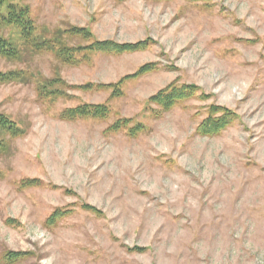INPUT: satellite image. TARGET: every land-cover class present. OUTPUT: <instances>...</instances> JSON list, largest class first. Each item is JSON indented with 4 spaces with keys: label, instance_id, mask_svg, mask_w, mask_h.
I'll return each instance as SVG.
<instances>
[{
    "label": "rangeland",
    "instance_id": "rangeland-1",
    "mask_svg": "<svg viewBox=\"0 0 264 264\" xmlns=\"http://www.w3.org/2000/svg\"><path fill=\"white\" fill-rule=\"evenodd\" d=\"M14 1L54 43L0 19V264H264V0ZM96 41L149 45L60 56ZM171 85L197 90L163 111ZM214 107L235 120L199 135Z\"/></svg>",
    "mask_w": 264,
    "mask_h": 264
},
{
    "label": "trees",
    "instance_id": "trees-1",
    "mask_svg": "<svg viewBox=\"0 0 264 264\" xmlns=\"http://www.w3.org/2000/svg\"><path fill=\"white\" fill-rule=\"evenodd\" d=\"M5 8L7 9V12L4 13ZM0 19L3 24L18 28L24 39L33 44L31 48L36 50L35 53H40L44 50L47 52L53 51L50 47L52 44L49 45V43H54L52 40L46 39L45 43L36 42L37 37H34L33 35V32L36 30L30 17V10L27 6L19 5V3H15L14 0H0ZM74 32H77L76 34L78 35H83L82 37L88 35L91 36V33L86 29L74 30ZM47 41H49V43ZM148 45L149 41H142L136 44H117L112 41H96L84 48H61L59 49V52L65 63L78 65L80 60L76 58V54L84 50L109 54H123L145 51ZM0 55H2V57L11 58L13 56H18L19 53L16 46L10 40L0 37ZM153 68L154 64H147L143 66L139 72L132 75V77L137 78L142 74L149 73ZM10 78V74H0V83H4L7 80L9 81L11 80ZM121 83L122 82L120 81L117 84L100 85L98 88H116L115 91H119ZM90 87V85L85 86V88L88 89ZM196 90L197 87L195 86L175 87L171 85L166 90L160 91V93L153 97L151 101L152 103L159 105L163 111H169L179 102L189 99ZM57 92L58 91H55V93ZM108 110V106L105 104H83L76 108L66 110L63 113V118L71 120L89 116L94 118H105L109 112ZM209 114L210 116L203 121L197 129L199 135L208 137L220 135L235 120V115L224 107H214ZM0 128L7 130L14 135L19 132L16 128V123L3 115H0ZM138 128L139 127H137V129Z\"/></svg>",
    "mask_w": 264,
    "mask_h": 264
}]
</instances>
